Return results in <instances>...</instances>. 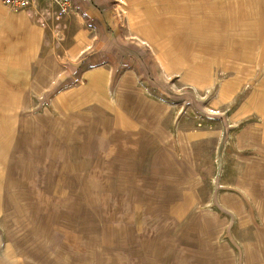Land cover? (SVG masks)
<instances>
[{"label": "rangeland", "instance_id": "obj_1", "mask_svg": "<svg viewBox=\"0 0 264 264\" xmlns=\"http://www.w3.org/2000/svg\"><path fill=\"white\" fill-rule=\"evenodd\" d=\"M124 1L0 5V264H264V0Z\"/></svg>", "mask_w": 264, "mask_h": 264}, {"label": "built area", "instance_id": "obj_2", "mask_svg": "<svg viewBox=\"0 0 264 264\" xmlns=\"http://www.w3.org/2000/svg\"><path fill=\"white\" fill-rule=\"evenodd\" d=\"M43 1L53 2L64 10L74 8L73 0H0V3L10 10L18 12L22 10H35Z\"/></svg>", "mask_w": 264, "mask_h": 264}, {"label": "bare ground", "instance_id": "obj_3", "mask_svg": "<svg viewBox=\"0 0 264 264\" xmlns=\"http://www.w3.org/2000/svg\"><path fill=\"white\" fill-rule=\"evenodd\" d=\"M124 1V0H123ZM125 2V1H124ZM128 11V10H127ZM126 11V12H127ZM40 13V12H39ZM8 21L10 22H14L16 24V26L18 27V29H23L24 32H25V37L23 39V43H28L30 42V45H32L31 41L34 39L35 37V28L34 26L32 25L33 23H31V20H30V17L28 15H21L19 17H13V18H9L7 19ZM0 21H3V16L2 14L0 13ZM14 25V24H13ZM40 27V26H39ZM17 30V29H16ZM44 31V30H43ZM42 33V31H41ZM136 35V34H135ZM42 36V34H41ZM42 38V37H41ZM142 39V38H141ZM172 63V62H171ZM18 64V63H17ZM173 64V63H172ZM176 65V64H175ZM10 100V99H8ZM13 101V99H12ZM5 103V102H4ZM13 104V103H12ZM18 105V104H17ZM14 108V107H13ZM6 109V108H5ZM6 122V121H5ZM11 135V134H10ZM9 135V136H10ZM6 139V138H5ZM4 143V142H3ZM7 152V151H6Z\"/></svg>", "mask_w": 264, "mask_h": 264}, {"label": "crops", "instance_id": "obj_4", "mask_svg": "<svg viewBox=\"0 0 264 264\" xmlns=\"http://www.w3.org/2000/svg\"><path fill=\"white\" fill-rule=\"evenodd\" d=\"M0 5H2V4H0ZM6 10H8V11H11V12H15V11H12V10H10L9 8H7L6 6H4V5H2ZM23 11H27V10H23ZM18 12H22V11H18ZM3 20H5V19H3ZM2 21H0V23H1ZM4 28V27H3ZM5 29H7V27H5ZM4 29V30H5ZM17 31H19V30H14L13 31V33H16ZM258 241V240H257ZM260 261L259 260H257V261H255L254 262V264H258Z\"/></svg>", "mask_w": 264, "mask_h": 264}]
</instances>
